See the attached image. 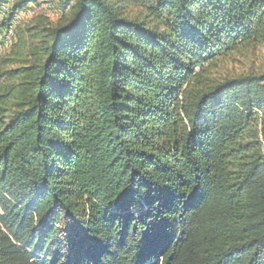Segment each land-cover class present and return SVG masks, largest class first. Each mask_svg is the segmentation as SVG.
<instances>
[{
  "label": "trees",
  "instance_id": "obj_1",
  "mask_svg": "<svg viewBox=\"0 0 264 264\" xmlns=\"http://www.w3.org/2000/svg\"><path fill=\"white\" fill-rule=\"evenodd\" d=\"M37 2L0 20V264H264V0Z\"/></svg>",
  "mask_w": 264,
  "mask_h": 264
},
{
  "label": "rangeland",
  "instance_id": "obj_2",
  "mask_svg": "<svg viewBox=\"0 0 264 264\" xmlns=\"http://www.w3.org/2000/svg\"><path fill=\"white\" fill-rule=\"evenodd\" d=\"M66 0H53L51 4H45V2L38 0L36 4L29 5L24 11H18L15 15V24L25 23L36 14H44L47 16L50 22L55 23L61 18V9L62 5ZM15 26L14 24H12ZM4 30V29H3ZM14 37V33L10 39L4 38V34L1 32L0 34V53L4 52L5 49L10 45ZM2 45V46H1ZM4 47V48H3ZM264 64V47L259 50L258 54L252 59V63L246 65H242L238 62H233L230 67L236 70V72H240L242 70H246L249 67H252L254 70H258ZM249 70V69H248Z\"/></svg>",
  "mask_w": 264,
  "mask_h": 264
},
{
  "label": "bare ground",
  "instance_id": "obj_3",
  "mask_svg": "<svg viewBox=\"0 0 264 264\" xmlns=\"http://www.w3.org/2000/svg\"><path fill=\"white\" fill-rule=\"evenodd\" d=\"M14 1L15 0H7V1L0 4V20L7 15L8 11H9V9H10V7ZM41 1L45 2V4L48 5V3L51 4L53 0H41ZM31 6H33V5H31ZM24 10H22V11H24ZM1 32L4 34V38L6 37L7 39H10L14 33V26L9 25L7 27V29H4V30L0 28V34H1Z\"/></svg>",
  "mask_w": 264,
  "mask_h": 264
}]
</instances>
